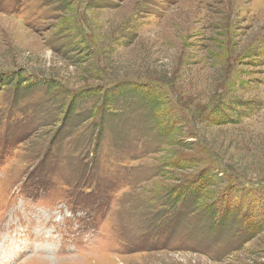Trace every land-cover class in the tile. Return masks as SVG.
<instances>
[{"label": "rangeland", "instance_id": "rangeland-1", "mask_svg": "<svg viewBox=\"0 0 264 264\" xmlns=\"http://www.w3.org/2000/svg\"><path fill=\"white\" fill-rule=\"evenodd\" d=\"M0 264H264V0H0Z\"/></svg>", "mask_w": 264, "mask_h": 264}, {"label": "trees", "instance_id": "trees-1", "mask_svg": "<svg viewBox=\"0 0 264 264\" xmlns=\"http://www.w3.org/2000/svg\"><path fill=\"white\" fill-rule=\"evenodd\" d=\"M121 85L122 84H120L119 86H121ZM117 88L120 89V87H117ZM145 93L147 94L145 99L146 100H150L151 109L153 110V112L156 111L158 109V107H160V105H158L156 103L157 102L156 99L159 98L158 97V93L156 91H152V90H146ZM175 122L177 123V121H175ZM168 123H169V121H168ZM168 123H167L166 119H164V121L159 119L156 127L159 130V132H160L159 134L161 136H167V135L169 136V134L174 132L173 128H171V130H169ZM183 161L187 162L188 160H183ZM183 161H179V163L177 165L171 164V166H174V167L182 169L183 166L181 164L183 163ZM200 181H201V178H196L193 181H191L190 184H187L185 186L180 187L179 188V194H178V200L180 199L179 202H181L183 198H187V196L189 195L194 200V203L200 204L202 202V198L205 197V194L203 192L205 187L210 186V185L213 184L212 182L207 181L206 186H203L202 184H199ZM230 189H231V187L228 186V188L226 189V192H225V197H228V199H226V201H227L226 202L227 203L226 208H228V209L233 208L234 210H238L239 204L232 203V201H231V197H230V194H229L230 193ZM221 201H224V199H222V197L219 198V199H216V201L211 204L210 208H213L214 210L215 209L219 210L220 209V205H218V204ZM223 218H224V216H222V218H220V220H219L220 223L224 222Z\"/></svg>", "mask_w": 264, "mask_h": 264}]
</instances>
